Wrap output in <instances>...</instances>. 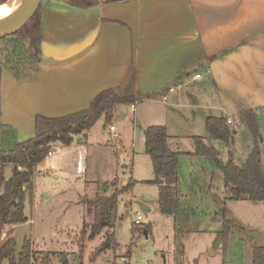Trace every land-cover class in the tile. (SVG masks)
<instances>
[{"label": "crops", "instance_id": "0c3cea01", "mask_svg": "<svg viewBox=\"0 0 264 264\" xmlns=\"http://www.w3.org/2000/svg\"><path fill=\"white\" fill-rule=\"evenodd\" d=\"M38 22L37 78L0 79V119L17 140L34 135L37 116L76 112L109 87L139 96L132 127L142 133L164 125L191 137L208 115H226L231 126L239 111L264 105V0H99L89 8L47 0ZM119 107L110 122L117 132ZM98 124L109 125L100 117L89 131ZM88 132L62 147L101 148L87 143Z\"/></svg>", "mask_w": 264, "mask_h": 264}, {"label": "rangeland", "instance_id": "374dc122", "mask_svg": "<svg viewBox=\"0 0 264 264\" xmlns=\"http://www.w3.org/2000/svg\"><path fill=\"white\" fill-rule=\"evenodd\" d=\"M46 1L42 0L40 5ZM49 1L64 3V0ZM36 17L37 11L35 20ZM35 20L25 29L34 30ZM210 90L213 92V88ZM125 105L129 106L119 107L124 121L118 128L121 134L118 140L110 138L108 128L98 124L88 132L91 139L87 137V143L97 140L101 148L90 144L85 148L62 147L55 143L50 148L52 154L35 166L32 194L25 201L28 219L25 238L30 243L34 262H40L47 254L49 264L61 263V254H65L68 264H110L121 262L123 255L130 251L131 264H176L175 216L159 211L157 184L144 181L154 177L151 160L144 151V133L132 127L133 109ZM193 126V134L202 136L218 154L214 159L185 154L178 157V205L189 215L183 227L181 264H250L252 247L264 245V201L228 199L223 187V165L228 152L231 151L235 162L242 163L250 150V132L238 120L230 126L237 133H233L227 146L210 137L203 122L197 125L196 121ZM171 129L169 147L174 151L192 152L194 145L183 134L185 130L173 129L180 133L174 136ZM192 167L200 170L196 187L190 179ZM115 177L116 181L112 182ZM129 178L137 182L118 193L116 220L111 225H103L93 239L83 242L80 254L82 224L92 220L81 199L93 198L96 193L110 195ZM136 212L142 216L141 223L133 222ZM225 219L229 230L223 247L221 232ZM12 239L16 242V238ZM101 245H104L103 251L91 261L90 254ZM0 264H9V258L0 260Z\"/></svg>", "mask_w": 264, "mask_h": 264}, {"label": "trees", "instance_id": "16d2710c", "mask_svg": "<svg viewBox=\"0 0 264 264\" xmlns=\"http://www.w3.org/2000/svg\"><path fill=\"white\" fill-rule=\"evenodd\" d=\"M4 1L6 0H0ZM64 2L77 8H89L97 5L99 0ZM40 8L41 5L36 10V20L34 13L19 30L0 38V79L3 72H8L13 78L21 81L37 78L41 55L38 31ZM34 20L37 22L34 30H26L25 27ZM138 98L139 96L133 95L130 90L123 87L102 89L93 96L85 108L76 112L58 117L37 116L34 135L24 140H17L13 129L0 119V236L5 233L0 239V260L9 258V264H49L50 258L47 254L42 256L40 262L33 261L27 238L16 261L15 242L12 239L13 226L28 220L25 214V201L32 194L35 166L45 159L55 143L67 146L75 141H83L89 129L100 117L105 124H109L118 105L134 103ZM236 117L247 126L251 146L245 160L239 164L234 161L231 151L228 152V158L223 165V187L228 199L264 201V105L243 109ZM204 126L210 137L229 146L234 129L228 125L226 115H208ZM190 138L194 150L179 152L169 147V135L164 125H149L144 132V151L150 157L154 174L152 179L144 181L157 184L159 211L165 215L175 216L173 244L176 264H181L184 252L183 227L189 218L188 212L180 209L178 205V157L185 154L214 159L218 154L216 148L207 144L202 136L192 135ZM9 164L14 165L13 174L6 177L3 169ZM199 175L200 170L192 167L190 179L194 187L199 183ZM116 179L117 177L113 178L112 182ZM136 182V179L129 178L124 186L115 189L110 195L96 193L93 198L81 199L92 214V220L84 221L82 224L79 237L80 254L83 251V242L93 239L103 225H111L116 220L118 193L128 190ZM228 224L225 219L221 232L223 247L226 245ZM103 249L104 245L95 248L90 254V260L93 261ZM64 257L65 254H61V259ZM130 259V251H127L121 262L110 264H131ZM250 264H264V245L252 247Z\"/></svg>", "mask_w": 264, "mask_h": 264}, {"label": "water", "instance_id": "95a60500", "mask_svg": "<svg viewBox=\"0 0 264 264\" xmlns=\"http://www.w3.org/2000/svg\"><path fill=\"white\" fill-rule=\"evenodd\" d=\"M42 0H25L21 7L9 18L3 21V24L0 26V38H3L7 35L13 34L19 30L28 20L34 15ZM234 132V131H233ZM13 164H9L4 167V175L10 177L13 174ZM162 182V180H160ZM146 207V211H148ZM26 234V225L25 223L16 224L13 226L12 237L16 238L14 245L15 250V259L16 261L19 258L20 252L22 251L24 240ZM107 246V244H106ZM61 264H68V259L64 257L61 261Z\"/></svg>", "mask_w": 264, "mask_h": 264}, {"label": "built area", "instance_id": "2783aa9c", "mask_svg": "<svg viewBox=\"0 0 264 264\" xmlns=\"http://www.w3.org/2000/svg\"><path fill=\"white\" fill-rule=\"evenodd\" d=\"M200 75L199 74H195V77H199ZM176 91V87L175 86H170L168 88V93H173ZM161 101L162 102H166L167 101V96L166 94H163L162 97H161ZM134 103H130V107L132 109H134ZM232 122L231 118L230 117H227V123L230 124ZM108 131L110 133V138L114 139V140H118L119 138V134L118 132L116 131V128L113 124H109L108 125ZM52 151L51 149L48 151L47 155H51ZM141 220H142V216L140 213L136 212L134 218H133V222L134 223H141ZM5 233L3 232L2 235L0 236V239H2L4 237ZM54 264H61V263H54Z\"/></svg>", "mask_w": 264, "mask_h": 264}, {"label": "bare ground", "instance_id": "6f19581e", "mask_svg": "<svg viewBox=\"0 0 264 264\" xmlns=\"http://www.w3.org/2000/svg\"><path fill=\"white\" fill-rule=\"evenodd\" d=\"M25 0H6L0 2V26L3 21L11 17L23 4Z\"/></svg>", "mask_w": 264, "mask_h": 264}]
</instances>
